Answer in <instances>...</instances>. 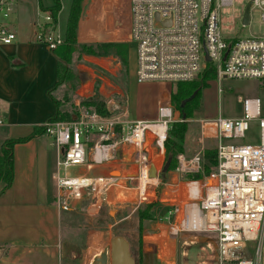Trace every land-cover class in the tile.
Here are the masks:
<instances>
[{"label":"built area","instance_id":"built-area-1","mask_svg":"<svg viewBox=\"0 0 264 264\" xmlns=\"http://www.w3.org/2000/svg\"><path fill=\"white\" fill-rule=\"evenodd\" d=\"M233 0H129L130 41L135 46L136 81H190L211 63L217 78L264 79V37L223 36L219 30V10ZM16 0H0V46L10 45L17 38ZM260 10L264 21V0H251ZM43 22L36 21V39L50 49L59 45L63 37L56 32L49 11L43 12ZM206 54L210 58L206 61ZM243 115L238 118L217 117L209 129L217 139V163L200 182L203 196L199 204L166 199L169 203L163 214H156V222L169 227L167 236L178 231H211L217 234L218 264H260L264 235V114L259 97L241 99ZM126 109L119 114L103 116L92 110L81 111L77 120L44 121L45 134L57 147L53 174L57 193L55 203L61 211H72L83 195L94 200L112 185L132 186L136 180L152 178L154 165L159 178L164 160L158 156L163 150L168 124L175 121L170 102L157 106L153 121L129 119ZM257 121L258 140L250 144L243 139ZM0 113V127L4 126ZM163 126V136L154 127ZM206 130V131H209ZM156 147L149 156L144 147ZM89 143L92 145L89 147ZM129 147V163L121 175L92 177L69 175V167L117 163L118 153ZM200 158L178 155V171L197 172ZM133 165V168L132 166ZM195 182V180H192ZM191 183L189 195L198 198V189ZM94 203L92 201L90 206ZM161 232V229H159ZM173 230V231H172ZM248 242L255 243V258L247 257Z\"/></svg>","mask_w":264,"mask_h":264},{"label":"crops","instance_id":"crops-1","mask_svg":"<svg viewBox=\"0 0 264 264\" xmlns=\"http://www.w3.org/2000/svg\"><path fill=\"white\" fill-rule=\"evenodd\" d=\"M85 6L86 0H83L77 24V41L128 43L127 85L124 100L126 115L129 119L153 121L157 117L158 104L170 102V93L175 85L167 82L138 83L136 81V59L132 65L133 60L130 56L129 0L96 1L92 10L87 11V16H85ZM55 79L56 58L46 44L37 41L33 30H17V38L12 44L0 46V113L4 114L5 118L4 126L0 127V145L6 138L30 134L35 125L42 124L53 115L55 105L48 96L47 90L53 86ZM199 109L200 105L194 111L193 117L188 119V128L183 141L184 152L180 154L184 159H190L196 154L200 156L205 149L216 148L215 131L205 129V124L213 123L214 119H210L209 114H205L203 106V116L197 117L201 115L196 113ZM178 119V112L175 111L174 120ZM91 145L92 143L89 147ZM146 149L149 156L153 157L154 149L149 146ZM127 150L129 147L118 153L120 159L117 163L102 165L89 162L88 155V162L83 165L85 169L79 174L97 177L117 171L118 175H121L129 165L126 161L129 159ZM158 156L164 160V148ZM56 158L57 147L52 138L46 134H37L25 142L14 145V178L11 186L0 192V264H62L60 218L64 212L69 211L59 210L54 202L57 193L53 178ZM131 166L133 168V165ZM165 178L167 181L162 184L166 189L163 197L158 200L168 205L169 203L164 201L167 198L171 201L175 200L173 197L176 198V194L172 193L175 187L179 190L180 183L184 181L179 179L178 170L166 171L164 178L159 177L156 180L161 181L160 179L165 180ZM201 179L195 182L189 180L199 191L196 198L198 200L203 196V190L200 189ZM195 203L199 204V202ZM93 209L95 204L90 206V210ZM34 216L47 217L49 226L39 227L36 230L31 224V218ZM155 223L158 233L155 231L154 234H146L140 241L142 264H155L152 257L154 252L158 258H161L159 254L162 253L161 261L164 260L167 264H218L217 235L211 234L214 232L182 230L169 237L167 236L169 227L165 229V226L156 222V219ZM160 235L164 236L166 245L156 248L159 243L155 238ZM169 239L175 241V248H171Z\"/></svg>","mask_w":264,"mask_h":264},{"label":"rangeland","instance_id":"rangeland-1","mask_svg":"<svg viewBox=\"0 0 264 264\" xmlns=\"http://www.w3.org/2000/svg\"><path fill=\"white\" fill-rule=\"evenodd\" d=\"M71 1L60 0L61 9L57 15L56 23V32L60 36H63L65 31ZM96 1L99 0H86L85 16H87V11L92 10L93 3ZM248 1L233 0L231 5L220 8L219 30L223 36L227 38L264 37V21L260 18L258 8L250 7V22L248 25H242L241 20ZM40 4L46 7L51 4V1L16 0V12L13 16L16 30H33V33H36V21L43 22V12H45L41 10ZM82 37L84 36L82 35ZM130 45L133 65L136 57L135 46L132 43ZM69 67L75 77L71 81L65 80L60 83L52 91V96L56 99L60 112L66 111L73 120H77L81 116V111L87 107L83 105V102L92 97L106 100L109 108L114 110V114L123 112L125 109L127 72L120 57L113 54L95 56L76 52ZM204 89L202 90L200 109L196 112L201 115L197 117L203 116L202 106L203 109L205 108V114H209L210 119H216L219 116L223 118L241 117L243 104L240 98L246 97H259L262 114H264V79L217 78L216 76V78L208 81V86ZM257 140V121H250V127L243 139H237V142L244 141L253 144ZM144 147L148 148V139ZM152 148L156 151V147ZM84 169L85 166L77 165L69 167L66 172L69 175H77L82 173ZM186 173L180 171L179 179L184 182L180 183L179 190L178 187H175L177 190H174L172 194H176V198L173 195L172 197L180 204L199 202L198 199L190 197L188 193L191 183H187L190 179L185 176ZM113 174L117 175L118 172L115 171ZM160 180L148 181L143 194H140L136 186L137 181L134 180L130 187L121 184L110 186L103 192L104 201L101 200L100 193H96L94 200L91 195H83L81 200L75 203V208L72 211L64 212L60 218L62 264H102V253L109 247L110 240L115 235H123L129 241L131 254L138 264L140 257L139 242L146 234H154L155 231L158 233L155 215L163 214L167 209V206L158 200L163 197L166 188L164 189L165 185L162 183L167 180L166 178ZM1 185L0 182V188H2ZM92 201H94L95 209L90 210ZM154 201L157 202L153 210L154 218L145 219L144 222L140 221L139 213L148 214L145 203ZM31 224L36 230L39 227L49 226L47 217L37 218L34 216L31 218ZM211 234L217 235L215 232ZM164 239L163 235L155 238V241L159 243L156 248L166 245ZM168 242L172 244V249L176 247L175 241L172 239H169ZM254 249L255 243L248 242L245 248L246 256L254 259ZM153 254L155 264H167L164 260L161 261L162 253L159 254L161 258H158L156 252ZM260 264H264V254Z\"/></svg>","mask_w":264,"mask_h":264},{"label":"trees","instance_id":"trees-1","mask_svg":"<svg viewBox=\"0 0 264 264\" xmlns=\"http://www.w3.org/2000/svg\"><path fill=\"white\" fill-rule=\"evenodd\" d=\"M51 4L43 7L42 11H49L54 25L57 23V15L61 9L60 0H50ZM83 0H72L66 21V27L62 42L55 48L51 49L56 58V79L52 87L47 90L48 96L55 105V112L46 121H69L73 120L72 116L66 111L59 109L56 99L52 96V91L65 80H72L75 75L70 70L72 57L76 52H83L90 55L100 56L113 54L120 57L122 63L128 67V50L129 45L125 41H102V42H78L76 39L77 24L82 9ZM199 75V76H198ZM198 76V78H197ZM197 76L190 81H179L175 84L173 91L170 93V103L175 111L178 112L179 119L168 124L166 138L163 142L164 163L166 171L176 170L178 167V155L184 152L183 141L188 128V119L193 117L194 111L199 107L202 90L208 86V81L216 78V69L211 63H207ZM83 105L87 106L85 110H92L103 116H111L115 112L109 108L106 100L92 97L86 99ZM37 134H45L43 124L35 125L30 134L6 138L0 145V182L2 188L0 192L8 189L14 178L13 149L16 143L25 142ZM200 169L197 172L186 173L190 180H197L204 175L209 174L217 163L216 148L205 149L199 156ZM157 202L145 203L147 215L139 213L140 221L153 219V210ZM139 242V261L142 264V250Z\"/></svg>","mask_w":264,"mask_h":264},{"label":"water","instance_id":"water-1","mask_svg":"<svg viewBox=\"0 0 264 264\" xmlns=\"http://www.w3.org/2000/svg\"><path fill=\"white\" fill-rule=\"evenodd\" d=\"M250 6L251 0H249L245 6L243 16H242V25H248L250 22ZM206 61H209L210 58L206 54ZM166 174V165L163 166L162 170L159 172V177L164 178ZM150 177L156 178L157 173L154 165H151L149 171ZM97 260V258H96ZM102 264H136L134 256H132L130 251L129 241L123 235H115L110 240L109 247L106 248L105 252L102 253L101 257Z\"/></svg>","mask_w":264,"mask_h":264},{"label":"bare ground","instance_id":"bare-ground-1","mask_svg":"<svg viewBox=\"0 0 264 264\" xmlns=\"http://www.w3.org/2000/svg\"><path fill=\"white\" fill-rule=\"evenodd\" d=\"M212 126H213V123H206L205 129L208 130ZM154 129L163 136V133H164L163 132V129H164L163 126H156V127H154ZM152 179H155V178H148V180L147 179H141L140 180L139 186H138L140 194L144 193V191L146 190L147 182L151 181Z\"/></svg>","mask_w":264,"mask_h":264}]
</instances>
